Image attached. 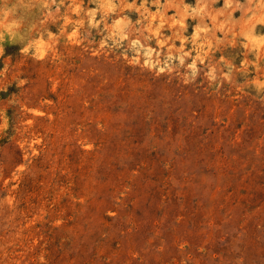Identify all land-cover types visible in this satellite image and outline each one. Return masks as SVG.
<instances>
[{"label": "rangeland", "instance_id": "obj_1", "mask_svg": "<svg viewBox=\"0 0 264 264\" xmlns=\"http://www.w3.org/2000/svg\"><path fill=\"white\" fill-rule=\"evenodd\" d=\"M0 264H264V0H0Z\"/></svg>", "mask_w": 264, "mask_h": 264}]
</instances>
